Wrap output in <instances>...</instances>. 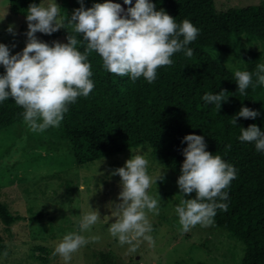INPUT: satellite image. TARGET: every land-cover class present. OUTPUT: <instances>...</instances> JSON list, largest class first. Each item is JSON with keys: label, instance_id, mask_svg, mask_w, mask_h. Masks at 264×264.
<instances>
[{"label": "trees", "instance_id": "16d2710c", "mask_svg": "<svg viewBox=\"0 0 264 264\" xmlns=\"http://www.w3.org/2000/svg\"><path fill=\"white\" fill-rule=\"evenodd\" d=\"M41 0H9V12L26 18L31 3ZM125 10L129 7L124 0ZM157 10L163 8L178 24L190 20L200 29L197 39L187 47L193 56L182 50L175 53L171 66L159 67L157 78L148 83L143 77L133 82L130 76H118L103 67L100 55H89L91 79L94 89L88 97H78L69 105L60 124V133L71 144L78 165L102 159L142 145L149 144L153 154L161 158L178 180L184 162L183 138L189 134L204 136L207 151L220 155L233 165L237 175L224 191L228 200L227 211L217 209L213 226L225 229L245 245L241 264H264V151L258 152L255 142L239 140L241 127L252 124L264 131V85H252L241 95L234 77L235 70L213 57L208 48H217L227 54L235 53L233 36L243 33L264 40V7L250 5L218 10L215 0H152ZM135 0H133V6ZM67 43L68 32L59 30ZM77 48L81 52L86 41L81 34ZM244 68L255 73L257 64L263 63L264 48L246 49ZM0 66V74L4 73ZM227 90L228 101L221 109L203 100L206 93L218 94ZM242 107L258 111L256 119H237L231 123ZM24 109L12 98L0 102V131L24 122ZM227 145L231 149L227 150ZM195 198V193L190 194ZM25 218L11 206L0 200V220L7 232L12 233L15 223ZM1 240V237H0ZM4 248L0 245V250ZM99 264H119L118 255L110 250L98 252Z\"/></svg>", "mask_w": 264, "mask_h": 264}, {"label": "clouds", "instance_id": "9594fccd", "mask_svg": "<svg viewBox=\"0 0 264 264\" xmlns=\"http://www.w3.org/2000/svg\"><path fill=\"white\" fill-rule=\"evenodd\" d=\"M80 7L71 16L61 17V6L57 0L43 3H31L27 8L26 46L21 52L11 54L8 45L0 43V66L4 73L0 74V102L12 98L24 109L23 118L33 131L43 132L49 127H59L69 105L78 97H88L95 85L91 79V63L89 55L96 52L103 61V67L118 76H130L135 82L143 77L148 83L157 78L159 67L171 66V57L184 51L187 57L193 56V49L187 47L194 42L200 29L190 20L184 19L178 24L176 19L157 6L152 0H124L125 8L113 0L94 3L86 8L84 0H78ZM60 29L68 32L67 43L53 41L51 44L40 40L37 33L52 35ZM7 31L16 35L14 26ZM81 34L86 41L84 51L78 50ZM15 47V45H13ZM264 85V63L257 64L255 73L247 70H236L235 80L241 95L253 85ZM227 90L218 94L211 92L203 96L207 104H214L221 109L222 102H227ZM260 113L248 107H242L231 123L237 126V119H256ZM239 140L255 142L258 152L264 151V131L256 124L241 127ZM187 147L183 149L185 157L178 178L181 200L175 211L182 226V233L188 232L197 224L202 227L212 226L217 209L228 210L226 201L229 196L226 188L236 178V168L227 163L220 155L207 151L204 136L189 134L183 138ZM231 145H227V150ZM149 161L146 155L137 152L128 159L123 167L115 169L111 174L119 175L121 191L119 203L112 202L116 219L109 227L113 237L120 244L133 245L139 239L154 244L150 235L153 231L148 218L149 213L159 215L160 195L149 194L153 183L160 178H153L148 172ZM195 193V198L185 196ZM100 219L98 210H90L83 214L79 222L80 232L89 230ZM99 237L86 238L78 232H70L63 236L56 245L53 256L59 255L68 262L72 254L89 241ZM135 251V247L130 248ZM6 255V253H5Z\"/></svg>", "mask_w": 264, "mask_h": 264}, {"label": "rangeland", "instance_id": "374dc122", "mask_svg": "<svg viewBox=\"0 0 264 264\" xmlns=\"http://www.w3.org/2000/svg\"><path fill=\"white\" fill-rule=\"evenodd\" d=\"M104 2L84 0V6L90 8L94 3ZM40 3L46 6L49 0ZM57 3L61 6V17H70L81 6L78 0H57ZM215 4L222 11L250 5L264 7V0H215ZM10 25L14 26L16 35L7 31ZM27 31L26 18L12 15L9 0H0V43L8 45L12 55L26 46ZM36 35L49 44L66 43L62 34ZM233 41V54L217 48H208L207 52L235 71L244 68L246 49L264 48L263 39L245 33L233 36ZM137 152L146 155L148 172L153 178L164 176L148 190L152 196L160 195V212L148 214L154 244L141 238L133 245H121L109 232L116 219L112 202H120L121 191V178L111 173ZM177 181L149 144L81 166L71 144L61 136L60 126L40 132L31 130L25 121L11 125L0 131V200L25 218L13 225L12 233L6 231L0 220V245L4 246L0 250V264H99L101 249L114 251L119 264H241L245 245L227 230L197 224L182 233L175 211L182 198ZM185 199L193 198L187 195ZM92 208L99 211L100 219L89 230L80 232L79 222ZM70 232L99 239L90 240L66 262L52 253ZM133 246L135 251H130Z\"/></svg>", "mask_w": 264, "mask_h": 264}]
</instances>
